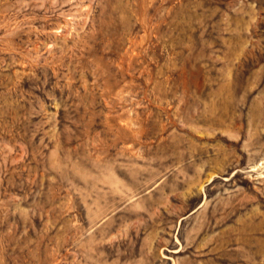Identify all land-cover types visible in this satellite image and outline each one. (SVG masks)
<instances>
[{
    "label": "rangeland",
    "instance_id": "374dc122",
    "mask_svg": "<svg viewBox=\"0 0 264 264\" xmlns=\"http://www.w3.org/2000/svg\"><path fill=\"white\" fill-rule=\"evenodd\" d=\"M0 264H264V0H0Z\"/></svg>",
    "mask_w": 264,
    "mask_h": 264
}]
</instances>
